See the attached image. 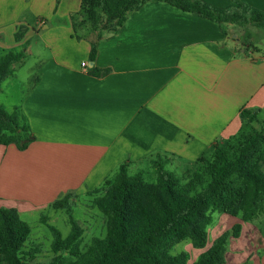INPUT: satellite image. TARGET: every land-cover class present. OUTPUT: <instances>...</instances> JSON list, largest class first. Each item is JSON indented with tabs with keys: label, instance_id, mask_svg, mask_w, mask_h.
Masks as SVG:
<instances>
[{
	"label": "crops",
	"instance_id": "1",
	"mask_svg": "<svg viewBox=\"0 0 264 264\" xmlns=\"http://www.w3.org/2000/svg\"><path fill=\"white\" fill-rule=\"evenodd\" d=\"M73 1L80 11L82 0ZM201 1L222 9L237 1L264 11V0ZM7 13L0 7V16ZM79 13L51 10L53 25L47 26L43 16L50 14H39L35 31L46 55L39 43L34 55L27 36L16 42L17 20L0 25L16 43L8 46L0 34L2 52L29 43L25 52L36 65L23 80L15 65L3 83L11 80L20 93L10 112L21 108L35 139L25 151L0 145V208L38 215L66 195L100 189L124 164L130 175L145 179L143 168L163 161L186 184L214 159L216 145H229L247 127H264L263 31L221 26L150 1L129 13L118 31L99 38V30L81 24ZM42 28L47 33L40 34ZM242 110L256 113L257 121L242 119ZM262 216L245 223L224 214L227 229L207 248L240 223L241 235L229 242L224 264H264ZM198 251L191 263L203 253Z\"/></svg>",
	"mask_w": 264,
	"mask_h": 264
},
{
	"label": "trees",
	"instance_id": "2",
	"mask_svg": "<svg viewBox=\"0 0 264 264\" xmlns=\"http://www.w3.org/2000/svg\"><path fill=\"white\" fill-rule=\"evenodd\" d=\"M150 1L167 3L221 26H251L264 32V11L237 1L236 6L222 9L201 0H82L78 16L82 17L81 24L89 23L99 30L101 38L103 31H118L129 13ZM102 21L104 26L99 27ZM15 37L21 42L25 32ZM28 46L26 43L22 50L8 52L0 49V92L14 74V66L25 59ZM96 55L93 43L92 62ZM241 117L249 123L257 121V114L249 110H242ZM34 139L21 108L10 112L0 104V145H15L25 151ZM234 141L225 147L216 145L214 159L186 184L167 171L163 161L153 163L154 183H147L141 173L130 175L128 166L121 165L111 180L87 193L90 207L107 218V234L105 238H93L83 251L84 230L73 218L78 197L69 194L55 201L50 208L66 212L71 233L64 238L48 224V217L41 219L53 234V256L46 264H224L228 244L240 237L242 225L235 224L207 248L213 215L218 212L247 223L264 214V127ZM31 232L17 210L0 208V264H43L36 262L41 246L26 245ZM188 240L194 249H206L192 263L187 251L171 254L176 245Z\"/></svg>",
	"mask_w": 264,
	"mask_h": 264
},
{
	"label": "rangeland",
	"instance_id": "3",
	"mask_svg": "<svg viewBox=\"0 0 264 264\" xmlns=\"http://www.w3.org/2000/svg\"><path fill=\"white\" fill-rule=\"evenodd\" d=\"M76 2L77 1L73 0H1V9H7L8 13L4 16H0V25L9 23L12 20H17L18 30L16 34L23 33L24 31L25 36H27V39L29 40V43L33 46L34 55H36L35 52H37L36 47L38 43L39 51L42 55H46L47 52L44 48H42L39 35L35 31L37 30V21H40L41 19V15L39 14L47 13L49 15L51 13V10L54 9H57L59 14L70 11L80 12L77 11L80 8V3ZM20 11H22V13L18 16ZM43 18H47L44 21L45 26L49 24L53 25L51 14L47 17L43 16ZM103 22L104 21L101 22L99 27L104 26ZM60 23L61 22H57L56 24ZM21 25L23 26V28H21ZM54 29L55 28L51 26V31H49V33H52ZM61 30L62 28H60L59 31ZM38 31L40 34L47 33L46 29L44 28L39 29ZM0 34H2L4 40L7 41L8 46L16 45V43L9 38V30L1 31ZM25 61L26 63L24 64H18V67L16 69V73L18 75L17 77L19 80H23V78H25L27 74L33 72V69H36V65L34 64V60L31 57L30 53L25 52ZM10 81L6 84H3L2 87L4 91L0 93V104H3L8 111H11L14 105L18 104V98L20 97V93L14 86H12V81ZM249 131H251V129L247 127L244 133H247ZM234 143L235 141H232L229 145H233ZM181 162L185 164L187 161L182 160ZM143 169L145 172L144 175L146 182L154 183L156 181V176L155 174H153L154 170L146 166ZM177 178L181 181V183L184 182V177L182 175H178ZM90 200L91 198L86 194H81L79 195L77 200L75 199V205L73 207V218L78 221L79 225L84 230L81 243L82 251L86 249L93 238H105L107 234V218L98 209H93L90 207ZM44 216L49 218L48 224L54 226L64 238L71 233V226L69 224V217L64 210L56 211L50 208L43 210L41 213H38V215H24L22 217V219L31 226L32 230L30 238L26 245L30 247L35 243L41 246V254L38 256L36 262L46 264L53 256L51 249L53 234L49 226L41 221ZM223 216L224 214H220L218 212L213 215L214 223L209 229V236L211 241L212 239L216 238L219 232L227 229V222L221 220V217ZM261 219L262 223H264V214ZM259 221L261 220L259 219ZM203 250H201V252H203ZM184 251L189 252L193 259L196 258L199 253L198 249H194L191 241L188 240L176 245L172 249L171 254L177 255Z\"/></svg>",
	"mask_w": 264,
	"mask_h": 264
},
{
	"label": "built area",
	"instance_id": "4",
	"mask_svg": "<svg viewBox=\"0 0 264 264\" xmlns=\"http://www.w3.org/2000/svg\"><path fill=\"white\" fill-rule=\"evenodd\" d=\"M82 66H83V67H85V66H86V64H85V63H83V64H82Z\"/></svg>",
	"mask_w": 264,
	"mask_h": 264
}]
</instances>
